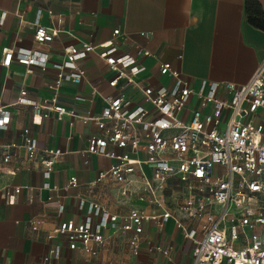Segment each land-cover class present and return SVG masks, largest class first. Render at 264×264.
I'll return each instance as SVG.
<instances>
[{
	"label": "built area",
	"instance_id": "2783aa9c",
	"mask_svg": "<svg viewBox=\"0 0 264 264\" xmlns=\"http://www.w3.org/2000/svg\"><path fill=\"white\" fill-rule=\"evenodd\" d=\"M4 16L0 12V26ZM34 25L36 43L52 40L56 31L37 22ZM119 33L113 30L111 39L98 45L64 48L62 60L54 65V83L48 86L51 97L30 100L21 88L11 104L0 106V129L7 128L9 108L17 105L31 108L33 123L51 114L57 119L71 116L93 123L98 132L89 137L84 154L112 160L95 181L109 178L122 198L139 204L117 215L89 203L79 221H60L47 234L59 243L41 264H47L50 257L59 259L62 245L97 256L108 238L105 230L122 234L129 252L137 256L146 225L161 232L167 222L192 242L190 264H264V57L240 85L200 80L195 88L189 78L163 62L158 72L170 84L142 86L136 77L146 70L141 59L150 53L136 43L121 52L116 41ZM88 53L105 63L112 74L107 84L119 93L103 98L99 114L78 116L62 106L57 95L63 81L79 84L84 80L85 71L78 62ZM13 55L11 49L2 50L0 69L10 65ZM16 55L26 65V73L33 66L45 69L46 55L32 51ZM129 86L140 91L152 111L132 103L122 92ZM192 97L197 106H190ZM16 149H22L25 159L41 168L46 180L64 153L40 148L27 128L19 144H0V193L8 204H14L20 192L19 186L4 182L16 173V168L9 167ZM76 183L71 176L65 189ZM43 187L49 188L46 183ZM37 223L32 221L33 230ZM153 249L165 255L169 251L158 243Z\"/></svg>",
	"mask_w": 264,
	"mask_h": 264
},
{
	"label": "crops",
	"instance_id": "0c3cea01",
	"mask_svg": "<svg viewBox=\"0 0 264 264\" xmlns=\"http://www.w3.org/2000/svg\"><path fill=\"white\" fill-rule=\"evenodd\" d=\"M0 12L5 14L0 26V60L3 49L14 53L10 65L0 69V106L11 104L21 88L30 100L51 97L48 86L54 83V65L62 60L64 48L98 45L111 39L115 29L120 32L116 41L121 52L136 43L150 53L141 59L146 70L136 77L142 86L170 84V79L158 72V64L163 62L189 78L195 88L200 80L240 85L264 57V0H0ZM35 22L56 31L51 41L39 44L33 40ZM25 51L46 55L45 69L33 66L32 72L26 73V65L16 55ZM78 63L85 71L84 80L79 84L63 81L57 100L78 116L99 114L103 98L117 95L119 90L108 86L112 74L94 53ZM122 92L133 104L152 111L138 89L129 86ZM195 105L192 97L190 106ZM9 110L10 123L0 129V144H19L21 132L27 128L40 148L64 153L46 180L41 168L25 159L22 149L15 150L9 167L16 168V173L4 182L19 186L20 192L14 204H8L0 193V264H41L59 243L47 234L60 221H79L91 202L117 215L139 205L122 198L109 178L95 181L112 160L84 154L89 137L98 132L93 123L71 116L57 119L54 114L33 123L29 106H11ZM71 176L76 178V186L65 189ZM45 183L48 189L43 187ZM32 221L38 222L36 230L31 228ZM104 234L108 238L97 256L62 245L61 257H50L47 264L191 262L192 242L171 222L163 224L161 232L147 224L137 256L129 252L122 234L109 230ZM155 243L167 247L168 253L155 251Z\"/></svg>",
	"mask_w": 264,
	"mask_h": 264
}]
</instances>
